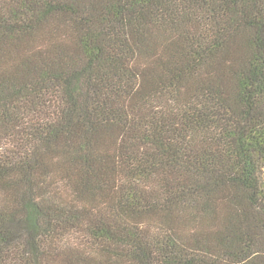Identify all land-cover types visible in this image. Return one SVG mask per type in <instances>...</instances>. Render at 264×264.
Returning a JSON list of instances; mask_svg holds the SVG:
<instances>
[{"label": "trees", "instance_id": "16d2710c", "mask_svg": "<svg viewBox=\"0 0 264 264\" xmlns=\"http://www.w3.org/2000/svg\"><path fill=\"white\" fill-rule=\"evenodd\" d=\"M0 264H264V0H0Z\"/></svg>", "mask_w": 264, "mask_h": 264}]
</instances>
